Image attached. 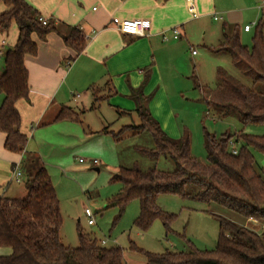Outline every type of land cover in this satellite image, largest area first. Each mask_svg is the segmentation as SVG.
Wrapping results in <instances>:
<instances>
[{
	"label": "trees",
	"instance_id": "1",
	"mask_svg": "<svg viewBox=\"0 0 264 264\" xmlns=\"http://www.w3.org/2000/svg\"><path fill=\"white\" fill-rule=\"evenodd\" d=\"M0 7H3L0 30L7 32L12 25L18 28L14 46L5 51L0 75L3 94L0 132L6 135V149L21 154L26 150L28 136L21 130L22 115L17 104L28 100L31 92L25 57L38 53L34 34L45 39L50 32L59 31V27L52 19L43 24L42 14L26 0H0ZM256 25L251 48L239 42L236 48L228 50L239 58L240 77L244 81L235 79L231 93L225 90L237 101L225 105L224 116L235 115L242 128L221 137L205 133L207 164L192 155L189 136L174 139L163 130L149 111V97L134 93L141 124L125 129H135V134L148 131L154 147L140 151L152 159L164 155L176 164L174 171L121 166L113 176L112 180L121 183L122 188L110 206L124 211L129 202L138 200L141 211L135 225L139 229L147 231L156 219H161L166 232H172L177 215L160 207L158 201L164 195L208 206L217 204L244 221L261 224L264 229V166L258 164L254 154L264 156V134L245 132L249 125H264V18ZM223 31L227 38L231 32L237 33V26H223ZM63 38L77 53L87 44L83 33L75 27H70ZM214 50L219 52L220 47ZM249 80L251 84L247 85ZM97 108L93 105L90 109ZM80 116L71 107L64 106L54 121H80ZM102 132L109 131L105 128ZM233 146L238 149L236 154ZM21 169L28 174L27 195L0 199V247L11 250L10 254L0 256V264H124L121 247L104 246L81 230L79 245H66L61 236L60 200L48 170L36 154H29ZM212 215L220 223L215 249L201 251L192 247L188 252L148 254V264H264V230L259 232L222 215Z\"/></svg>",
	"mask_w": 264,
	"mask_h": 264
},
{
	"label": "rangeland",
	"instance_id": "2",
	"mask_svg": "<svg viewBox=\"0 0 264 264\" xmlns=\"http://www.w3.org/2000/svg\"><path fill=\"white\" fill-rule=\"evenodd\" d=\"M262 1L255 0L253 7L245 0H225L221 3L224 8L231 9L246 6L243 12H235L236 18L242 20L235 23L241 26V30L236 34L231 32L226 38L223 34L224 21L213 17L207 18L203 26L194 27L188 33L193 49L188 45L181 69L173 73L177 74L176 81L168 83L172 115L166 108L167 111L156 119L171 138L189 136L192 155L203 164L208 162L206 132L221 137L242 128L235 115L224 116L225 105L237 101L225 90L231 93L235 79L244 81L240 77L239 58L228 50L236 48L239 42L252 47L256 24L261 16L264 18V11L260 8ZM216 12L221 11L216 9ZM253 22L255 25L251 31L244 32V25ZM219 47L220 51L215 52L214 49ZM246 84L250 85V80ZM35 102L30 93L28 106L34 107ZM97 107L82 114L77 111L81 115L80 121H54L52 110L38 117L39 107L28 108V151L36 152L51 176L60 200L63 216L61 236L66 245L77 247L81 230L96 238L100 244L106 241L104 246L121 247L124 264H148V254L188 252L192 247L201 251L215 249L220 223L213 213L251 226L259 232L264 230L261 224L244 221L241 216L217 204L208 206L174 195L161 196L158 201L162 210L177 215L171 226L172 232H166L161 219H156L147 231L139 229L135 225L141 211L138 200L129 202L124 211L110 206L122 188L121 183L112 180L113 176L118 174L121 166L137 165L144 171L150 168L174 171L176 164L164 155L152 159L140 151L141 148H153L154 142L148 131L135 134V129H125L129 125L141 124L136 111L118 114L106 104L102 109L99 105ZM104 117L108 120L107 133L102 132ZM245 132L263 135L264 125H249ZM254 154L258 164L264 166V156L258 152ZM27 185L28 174L25 173L20 181H12L6 196L14 197L16 194V198H24ZM87 208L94 214L95 223L92 225L85 214Z\"/></svg>",
	"mask_w": 264,
	"mask_h": 264
},
{
	"label": "crops",
	"instance_id": "3",
	"mask_svg": "<svg viewBox=\"0 0 264 264\" xmlns=\"http://www.w3.org/2000/svg\"><path fill=\"white\" fill-rule=\"evenodd\" d=\"M27 1L59 27V31L50 32L45 39L34 34L38 53L25 57L30 93L36 101L34 107L28 106L29 99L17 104L22 115L21 130L27 136L28 108L39 107L38 117L45 116L50 110L56 117L64 106L77 112L87 111L93 105L102 109L106 104L118 114H131L138 105L135 92L149 97L147 106L155 119L161 117L166 108L171 116L168 83L176 81L177 74L173 73L181 69L188 45L193 49L188 33L194 27L203 26L207 18L215 19V16L219 17L215 20L224 21L223 26L236 25L237 31L241 30V26L235 23L242 20L236 18L235 12H243L246 8H224L221 3L225 0H193L199 14L193 17L187 0ZM245 1L254 6L255 0ZM216 9L221 12H216ZM114 18L146 19L151 28L145 36L127 35L113 23ZM70 27L79 29L86 38L87 44L81 53H77L63 38ZM176 27L182 33L179 39L172 38V29ZM244 27V32L251 31H245ZM162 33H166L170 40H164ZM17 36L16 25L7 32L0 30V75L5 51L14 46ZM170 74L171 78H168ZM2 101L0 92V105ZM103 123L106 128L108 120L105 117ZM5 139L6 135L0 132V199L9 197L6 195L12 181H20L24 175L22 163L29 154H36L28 151V143L24 153L11 152L5 147ZM18 164L19 169H16ZM17 170L21 175L16 174ZM15 195L10 198H16ZM10 253L9 248L0 247V256Z\"/></svg>",
	"mask_w": 264,
	"mask_h": 264
},
{
	"label": "built area",
	"instance_id": "4",
	"mask_svg": "<svg viewBox=\"0 0 264 264\" xmlns=\"http://www.w3.org/2000/svg\"><path fill=\"white\" fill-rule=\"evenodd\" d=\"M188 4H189V10L192 13L193 17H198L199 14L196 10V7L193 3V0H187ZM260 8L262 11H264V0L261 2L260 4ZM219 17L215 16V19H218ZM40 21L43 22V24H46L48 19L44 18V17H40ZM113 23L118 27V29L127 35H131V36H145L147 34V32L150 30L151 28V23L146 20V19H119V18H114L113 19ZM255 25V23H251L248 25H245L244 30L245 31H250L252 29V27ZM182 33L180 31L179 28H173L172 29V38L173 39H179L181 37ZM162 37L164 40L168 41L170 40L169 36L166 33H162ZM193 53L195 54L196 51L193 50ZM231 143L233 144V141H231ZM233 153L236 154L238 152V149L233 146ZM95 163H97V161H95ZM16 169H19V164L17 165ZM17 175H21L20 171H16ZM85 214L88 217V223L90 225L95 223V218H94V214L93 212L87 208L85 210ZM102 245L106 244V241H102L101 242Z\"/></svg>",
	"mask_w": 264,
	"mask_h": 264
}]
</instances>
